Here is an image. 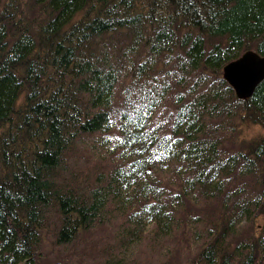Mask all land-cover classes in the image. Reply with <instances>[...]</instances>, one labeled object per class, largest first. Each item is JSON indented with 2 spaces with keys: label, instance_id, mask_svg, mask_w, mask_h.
<instances>
[{
  "label": "trees",
  "instance_id": "1",
  "mask_svg": "<svg viewBox=\"0 0 264 264\" xmlns=\"http://www.w3.org/2000/svg\"><path fill=\"white\" fill-rule=\"evenodd\" d=\"M245 49L264 0H0V264H264Z\"/></svg>",
  "mask_w": 264,
  "mask_h": 264
},
{
  "label": "water",
  "instance_id": "2",
  "mask_svg": "<svg viewBox=\"0 0 264 264\" xmlns=\"http://www.w3.org/2000/svg\"><path fill=\"white\" fill-rule=\"evenodd\" d=\"M221 73L233 94L240 99L251 95L257 82L264 78V54L245 49L240 55L227 61Z\"/></svg>",
  "mask_w": 264,
  "mask_h": 264
},
{
  "label": "rangeland",
  "instance_id": "3",
  "mask_svg": "<svg viewBox=\"0 0 264 264\" xmlns=\"http://www.w3.org/2000/svg\"><path fill=\"white\" fill-rule=\"evenodd\" d=\"M258 128L261 130V128L258 127V126H257V127H256V126H255V127H251V129H250L249 132H250V133H253L254 131L257 132V131H258Z\"/></svg>",
  "mask_w": 264,
  "mask_h": 264
}]
</instances>
